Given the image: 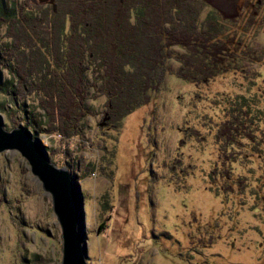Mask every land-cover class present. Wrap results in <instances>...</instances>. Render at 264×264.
Wrapping results in <instances>:
<instances>
[{
  "label": "rangeland",
  "instance_id": "obj_1",
  "mask_svg": "<svg viewBox=\"0 0 264 264\" xmlns=\"http://www.w3.org/2000/svg\"><path fill=\"white\" fill-rule=\"evenodd\" d=\"M260 3L257 22L246 35L252 54L244 71L251 81L262 71L259 83L264 87V1ZM56 4L0 0V117L8 131L25 126L53 164L68 168L88 264H264V217L262 221L248 209L252 201L245 209L229 202L209 169L216 148L209 126L216 120L207 113L214 104L207 103L232 87L234 77L219 78L200 89V95L196 88V95L176 75L179 64L172 61V72L152 102L123 123L114 122L100 91L67 87L63 67L45 59V51L56 46L52 24H45L44 40L30 35L27 16L44 12L51 18L48 7ZM65 56L60 66L70 62ZM47 82L56 84L54 101L61 97L62 111L45 102ZM63 85L65 91L58 88ZM78 93L87 98L81 101ZM72 125L80 129L68 137ZM62 258L52 196L18 151L0 153V264H62Z\"/></svg>",
  "mask_w": 264,
  "mask_h": 264
},
{
  "label": "trees",
  "instance_id": "obj_2",
  "mask_svg": "<svg viewBox=\"0 0 264 264\" xmlns=\"http://www.w3.org/2000/svg\"><path fill=\"white\" fill-rule=\"evenodd\" d=\"M261 5L260 0H57L55 7H48L51 18L43 12L26 19L32 22L30 35L40 40L49 29L45 24H52L51 31L57 30L56 46L45 51V59L63 67L67 87L81 85L85 90L92 87L100 91L105 97L106 115L114 122L123 123L152 102V95L172 72V61L179 64L176 75L191 84L196 95V88L200 95V89L219 78L234 77L232 87H226L228 90H222L219 96L213 94L216 101H205L214 104L207 107L213 112L207 113L212 122L216 120L215 126H209L216 146L209 169L213 179L221 182L229 202L245 209L252 201L248 209L263 221L264 87L259 83L263 74L259 71L251 81L244 71V63L252 54L246 35L256 24ZM34 7L40 12L41 6ZM250 7L254 14L249 13ZM65 55L70 62L60 66ZM253 58L261 63L260 57ZM35 68L37 65L30 71L35 72ZM15 74L18 78L16 68ZM45 85V102L62 111L61 97L54 101L56 84ZM76 96L81 101L87 98L81 93ZM77 129L80 127L72 125L68 137ZM260 234L264 239V233Z\"/></svg>",
  "mask_w": 264,
  "mask_h": 264
},
{
  "label": "water",
  "instance_id": "obj_3",
  "mask_svg": "<svg viewBox=\"0 0 264 264\" xmlns=\"http://www.w3.org/2000/svg\"><path fill=\"white\" fill-rule=\"evenodd\" d=\"M39 2L54 4L55 0ZM32 136L23 126L8 131L0 117V153L18 151L30 164L33 175L42 182L43 189L52 196L53 211L62 231V264H88V250L84 242L86 235L79 228V211L71 174L66 166L58 168L53 164L46 149Z\"/></svg>",
  "mask_w": 264,
  "mask_h": 264
},
{
  "label": "bare ground",
  "instance_id": "obj_4",
  "mask_svg": "<svg viewBox=\"0 0 264 264\" xmlns=\"http://www.w3.org/2000/svg\"><path fill=\"white\" fill-rule=\"evenodd\" d=\"M10 53V52H9ZM19 94V93H18ZM25 127V126H24Z\"/></svg>",
  "mask_w": 264,
  "mask_h": 264
}]
</instances>
